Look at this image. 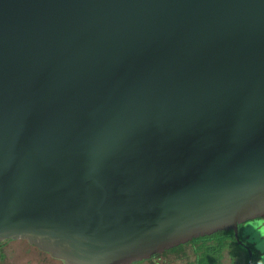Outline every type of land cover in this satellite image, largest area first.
<instances>
[{
    "label": "water",
    "instance_id": "1",
    "mask_svg": "<svg viewBox=\"0 0 264 264\" xmlns=\"http://www.w3.org/2000/svg\"><path fill=\"white\" fill-rule=\"evenodd\" d=\"M261 218L264 0H0V264H135Z\"/></svg>",
    "mask_w": 264,
    "mask_h": 264
},
{
    "label": "rangeland",
    "instance_id": "2",
    "mask_svg": "<svg viewBox=\"0 0 264 264\" xmlns=\"http://www.w3.org/2000/svg\"><path fill=\"white\" fill-rule=\"evenodd\" d=\"M262 233H264V230L262 231ZM195 248L197 247L187 245L175 253H167L157 258L144 261L138 264H196ZM257 248L259 250H264V243L259 244ZM247 263V255L242 249L239 248V246H236L233 242H230L227 248L224 249L219 262V264Z\"/></svg>",
    "mask_w": 264,
    "mask_h": 264
},
{
    "label": "trees",
    "instance_id": "3",
    "mask_svg": "<svg viewBox=\"0 0 264 264\" xmlns=\"http://www.w3.org/2000/svg\"><path fill=\"white\" fill-rule=\"evenodd\" d=\"M235 241L236 239L232 231L218 232L211 236L193 240L190 244H193L197 247L195 248L196 264H219L224 249L227 248L230 242L234 243ZM183 247L184 245L167 251L164 254L175 253L181 250ZM159 256L161 255L153 256L151 259L157 258ZM1 258H3V256H1Z\"/></svg>",
    "mask_w": 264,
    "mask_h": 264
},
{
    "label": "flooded vegetation",
    "instance_id": "4",
    "mask_svg": "<svg viewBox=\"0 0 264 264\" xmlns=\"http://www.w3.org/2000/svg\"><path fill=\"white\" fill-rule=\"evenodd\" d=\"M263 230L264 218L246 222L244 225L238 227V234L237 238H235L236 241L234 244L239 246V248L247 255V264H249L247 251L250 253V264L264 263V250H259L257 248L259 244L264 243V233H262ZM187 245L194 246L190 243L184 246Z\"/></svg>",
    "mask_w": 264,
    "mask_h": 264
}]
</instances>
